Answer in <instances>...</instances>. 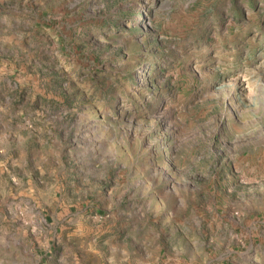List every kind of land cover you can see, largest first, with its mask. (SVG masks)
Masks as SVG:
<instances>
[{"label":"rangeland","instance_id":"rangeland-1","mask_svg":"<svg viewBox=\"0 0 264 264\" xmlns=\"http://www.w3.org/2000/svg\"><path fill=\"white\" fill-rule=\"evenodd\" d=\"M0 264H264V0H0Z\"/></svg>","mask_w":264,"mask_h":264}]
</instances>
